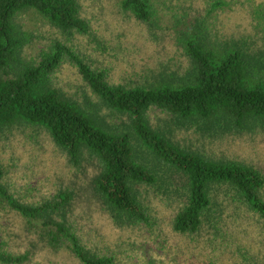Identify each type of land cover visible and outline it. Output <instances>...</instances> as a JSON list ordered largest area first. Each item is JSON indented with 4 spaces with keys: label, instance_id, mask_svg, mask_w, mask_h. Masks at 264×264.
Listing matches in <instances>:
<instances>
[{
    "label": "trees",
    "instance_id": "trees-1",
    "mask_svg": "<svg viewBox=\"0 0 264 264\" xmlns=\"http://www.w3.org/2000/svg\"><path fill=\"white\" fill-rule=\"evenodd\" d=\"M119 1L123 10L145 22L155 16L160 2ZM212 1V12L229 6L226 0ZM259 5L256 12L264 23V4ZM26 12L62 31L88 32L76 0H0V131L18 124L44 128L75 165L87 149L102 164L95 185L104 204L116 217L147 228L155 217L142 199V189L167 195L178 187L169 182L170 175L180 177L184 200L174 216V231L177 236H196L210 224L213 233L206 245L208 255L196 247L187 250L180 241L182 246L162 242L161 257L169 264H264V174L238 160L217 161L184 150L148 121L149 111L158 108L207 132L264 129V54L251 56L234 44L212 46L203 28L186 23L178 41L192 62L188 75L153 84H113L104 69L92 68L62 41L42 49L37 61L25 62L23 51L33 40L20 22ZM63 64L74 67L108 107L128 115L129 127L107 126L54 87L52 76ZM136 144L162 162L169 175L143 161ZM5 179L6 169L0 164V217L16 214L27 233L39 235L45 245L42 250H10V239L0 230V264H125L126 251L87 252L77 233L61 220L59 215L73 200L71 191L26 203L6 187ZM215 186L231 189L233 199L226 202L236 207L225 209V200L212 193ZM237 210L245 213L244 219L252 214L255 221L243 219V231L229 234L220 221ZM60 252L65 254L63 260L53 257Z\"/></svg>",
    "mask_w": 264,
    "mask_h": 264
},
{
    "label": "rangeland",
    "instance_id": "rangeland-1",
    "mask_svg": "<svg viewBox=\"0 0 264 264\" xmlns=\"http://www.w3.org/2000/svg\"><path fill=\"white\" fill-rule=\"evenodd\" d=\"M76 1L80 15L88 22L86 33L62 31L33 12L22 15L21 25L33 35L22 54L25 62L37 61L42 49L62 41L71 45L92 68L104 69L113 84H153L166 78L184 77L192 71V62L178 41V32L187 29L186 23L191 28H203L212 46L234 44L248 55L264 54V23L256 12L263 0H226L228 7H216L213 12L212 0H159L156 14L148 22L123 10L119 0ZM51 82L64 96L107 126L119 130L129 127L130 117L108 107L71 65L63 64ZM148 121L184 150L217 161L238 160L264 174L263 128L207 132L184 125L173 114L158 108L149 111ZM136 149L143 161L158 168L162 175H169L164 164L140 144H136ZM0 164L6 169V187L22 202L38 203L53 199L62 191H71L73 200L59 216L91 254L126 251L129 256L124 258L125 264H140L139 260L142 264H169L167 258L161 257L160 245L171 241L175 244L180 241L187 250L196 247L200 254L209 253L206 245L213 233L208 228L210 224L196 236H177L173 229L175 213L184 200L180 177L170 175L169 182L178 187L167 195L141 188L142 199L155 217L153 226L147 228L116 217L104 204L96 191L95 180L102 164L95 155L84 149L79 164H73L44 128L18 124L0 131ZM212 193L225 200V209L236 207L228 202L234 195L228 187L215 186ZM244 214L241 210L232 212L220 221V227L229 234L243 231ZM244 220L255 221L252 214ZM0 230L10 239V250H42L45 245L42 237L27 233L16 214L0 217ZM53 257L63 260L65 254L54 253Z\"/></svg>",
    "mask_w": 264,
    "mask_h": 264
}]
</instances>
